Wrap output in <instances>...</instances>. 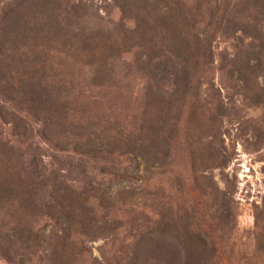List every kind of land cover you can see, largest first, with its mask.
Returning <instances> with one entry per match:
<instances>
[{"label": "rangeland", "instance_id": "374dc122", "mask_svg": "<svg viewBox=\"0 0 264 264\" xmlns=\"http://www.w3.org/2000/svg\"><path fill=\"white\" fill-rule=\"evenodd\" d=\"M234 1L61 0L52 8L51 0H0V157L13 153L5 162L10 177L30 171L34 158L39 165L31 196L18 189L0 201V264H264V60L261 70L255 61L245 68L256 48L224 26ZM169 8L177 15L157 24L156 46L169 55L182 37L205 54L194 70L199 88L165 111L150 103L141 64L138 44L150 36V21L140 37L133 17ZM234 56L244 86L228 74ZM30 88L41 98H30ZM256 94L262 103L252 104ZM159 115L170 134L162 166L125 152ZM89 138L102 152H90ZM52 183L68 188L67 201L51 199ZM97 188L108 197L91 198ZM51 208L79 219L63 245L64 224ZM167 210L205 237L201 256L187 259L181 244L176 260L163 252L147 258L148 240H138L150 229L159 236L155 222Z\"/></svg>", "mask_w": 264, "mask_h": 264}, {"label": "trees", "instance_id": "16d2710c", "mask_svg": "<svg viewBox=\"0 0 264 264\" xmlns=\"http://www.w3.org/2000/svg\"><path fill=\"white\" fill-rule=\"evenodd\" d=\"M60 2L61 0H51V7L53 8L58 6ZM170 9L171 11H169V13H160V11H158L149 19H144L143 16L140 18V16L137 14V16L135 15L133 17L135 23L134 32H138L140 37L142 36V23L146 22L147 24L150 21L148 25L150 36L140 42L138 46L140 52L145 51L143 53L144 59L141 61V64L145 69L148 70L146 73L149 75L151 81L148 94L150 103L152 102L157 105V108L164 104L166 106L165 111H170L179 100H183L192 88L196 90L199 88V82H197V80L195 83L196 85H192L194 81V75L196 76V72L194 70L197 66V59L205 54L200 53L198 48L191 49L190 42L182 37H179L182 38L180 40L179 38L173 40L171 47L166 49L169 55L163 53V51H161V49L156 46V43L154 42V30L157 27V24L159 22L164 24H172L174 15H177L173 8H169V10ZM230 15L231 17L229 16L228 23H225L224 25L227 26L228 24V34L234 37L237 36L238 32V38L242 36L249 38L250 45H254L256 48V51H247L246 59H244L246 61L245 68H249V62L255 61V67L261 70L263 66L261 65V61L264 60V0H235L232 4ZM8 32L14 33V30ZM184 34L185 32H182L183 36ZM209 56L210 55L208 54L204 56V58L207 60L209 59ZM160 57L165 63L154 61V58L159 59ZM139 58L140 57H138L137 60H140ZM237 60L238 59H236V56L230 60V66L232 68L230 71H228V74L231 79L235 77V79H233L234 82H239L244 86L247 84L246 71L244 70V66L240 62H237ZM258 72H261V74L264 76V67ZM32 76L33 74L31 75V78H33ZM55 77H57L60 81L63 80L61 78L59 79V75H56ZM70 83H72L71 80ZM14 85H20V77L15 78ZM28 92L31 94L30 98L35 101L37 98H41L40 91L30 88L28 89ZM10 100L14 101L16 98L11 96L9 97V101ZM250 100L252 104L262 103L261 94H256ZM166 128L167 121L165 120V116L162 115H159L155 119H151V121L147 122L146 124H142L138 128V136L133 139H128V145H130V147L125 152H131L135 155H138L140 158L148 162L151 160V165L156 164L157 166H162L164 162L160 161L161 159L159 158H166L169 154L170 134H165ZM88 141H90L88 143V146L90 145L91 147L89 148L90 152H102L101 148L95 147V138H89ZM6 155L7 157L3 154L2 157H0L2 158L0 161V201L12 197L13 193L18 189L22 191L23 196H31L32 193L29 191V187L33 181V176L35 174L37 176V172H39V165L37 164L35 158L32 159L28 164L30 171H27L22 167L18 170L17 166H12V168L18 171L10 177L5 173L7 169L5 162L9 161V156H12L13 153L7 150ZM24 173L26 174L25 177H23ZM56 184L52 183L51 199L55 200L59 197L62 198L63 201H67L66 195L68 193V188H64L65 186L63 184ZM43 185H45V183H43ZM94 191L96 194L90 195L91 198H96L97 195L103 200V198L105 199L109 195L106 191H101L98 188L94 189ZM99 191L101 192L99 193ZM110 202L111 198L108 201V206H110ZM52 210L53 211L51 212L54 214L53 218L56 220V223L64 224L61 227L62 236H57V246L58 243L63 245L64 242L69 240L71 231L77 230L75 228L77 223H79V219L76 223L74 219L76 216L74 214L63 215L62 210ZM58 212H60V214L55 215ZM159 215V220L155 222L156 225L159 226V236L155 238L153 236L155 231L150 229L148 234L142 235L138 240V243H144V241L148 240V247L145 248L147 250L145 252V254L147 253V258L151 257L157 259L160 254L164 253V256H168L172 260H176L178 259V255L181 252L179 249L181 244L182 249L185 252V256L187 255V259L193 255L201 256V254L205 252V237L201 232L193 230L190 226V223L185 222L179 224L181 222H178L180 217L178 219L173 218L169 213V210H167V212H161ZM170 225H172L175 230L172 231L170 233L171 236L168 237L166 235V228H170ZM17 234L19 235V239L21 236H23V238L25 237V232L23 230H19ZM26 237L29 238V236ZM170 237L176 240V243L172 242L170 244ZM138 253L137 251H134V255H132L133 260L138 259ZM186 264L197 263L195 261L192 262L188 260Z\"/></svg>", "mask_w": 264, "mask_h": 264}]
</instances>
